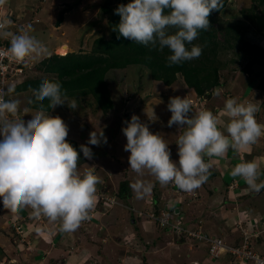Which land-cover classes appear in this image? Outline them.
Returning <instances> with one entry per match:
<instances>
[{
    "label": "clouds",
    "instance_id": "1",
    "mask_svg": "<svg viewBox=\"0 0 264 264\" xmlns=\"http://www.w3.org/2000/svg\"><path fill=\"white\" fill-rule=\"evenodd\" d=\"M6 4L9 5V0H0V7ZM222 7V0H132L115 10L121 20L114 30L118 31V38L122 36L146 47H158L160 51L167 48L171 54L166 66L172 67L202 55L201 46L193 45L189 50L186 45L198 39L201 31L210 28L211 12L220 11ZM17 25L15 19L0 20V39L10 40V46L0 55H5L11 63L27 66L43 57L46 48L26 28L21 29L19 25L17 28ZM170 29L175 30L174 34H170ZM31 69L30 65L25 74L12 78L8 84L26 77ZM15 85L8 86L6 100L4 94H0V203L12 214L30 207L34 217L43 215L52 222L59 221L60 231L72 233L87 218L94 201L98 202L95 193L100 178L92 170L81 174L79 152L66 139L69 135L67 124L59 116L46 115L43 101L48 100L50 109L65 104L74 109L76 104L68 101L59 82L45 80L38 89H30L37 105L36 114L27 122L17 120L20 101L7 99L15 91ZM202 107V103H197L198 112L193 113L187 97L169 99L167 109L171 117L167 126L183 129L176 141L178 164L171 159L164 139L153 134L138 116L133 115L130 122L124 121L127 125L122 128L127 139L124 151L130 152V169L138 176L147 171L161 186L172 184L191 192L207 180L214 158H223L230 148L237 153L248 150L264 136V124L256 120L259 108L255 103L228 98L218 115L201 110ZM222 116L228 118L223 131L218 127ZM101 140L107 144L103 132L93 131L87 144L99 147ZM80 151L87 160L93 158L92 149L87 145H80ZM205 157L209 158L207 162ZM231 176L243 179L252 191L264 189V181L257 182L259 165L256 160L238 163L231 170ZM151 187L141 180L130 184L138 199L150 192ZM20 244L25 246L26 243Z\"/></svg>",
    "mask_w": 264,
    "mask_h": 264
},
{
    "label": "rangeland",
    "instance_id": "2",
    "mask_svg": "<svg viewBox=\"0 0 264 264\" xmlns=\"http://www.w3.org/2000/svg\"><path fill=\"white\" fill-rule=\"evenodd\" d=\"M27 1H29V3H27ZM106 2L107 0H9V5L6 4L0 7V14L2 11H7L5 13L6 19L10 21L15 19L18 25L27 24L26 30L46 48L45 55L38 59V61H40L48 57V55L51 56L53 54L66 55L69 52L89 53L97 38L102 36L109 37L111 35L109 24L110 16L103 11V5ZM115 3L116 1L113 2L112 7H114ZM20 5L21 7H19ZM27 5H29L30 8H28ZM32 5H41L43 9L37 10V8H33ZM29 9H33V12H29ZM252 12H260V8L256 5L254 0H228L226 8L222 10L215 24L209 29L214 30V33L218 36V42L224 43L225 48H227L225 38L229 36L226 31L230 28L229 26L231 23L244 21L243 15ZM13 15L14 19L12 18ZM61 15L64 16L65 20L60 27H57L56 23ZM36 19H39V21ZM32 22H34V24L30 27ZM16 32H18V30H16ZM246 39L250 44L254 46L258 45L262 50L255 53L254 64L250 67L253 69V76H249L244 70L248 68V63L250 64L251 62L240 60L235 56L237 47L235 49L230 48L226 52L225 48L219 49L222 50L220 53H222L223 60L219 73L222 86L216 87V91L211 93V95H214L211 99L205 98V100L200 101L193 91L185 86L182 79H178L171 86H166L162 82L153 80L150 73L146 70L143 75L139 76L137 67L132 66L124 70H117L119 74L116 71H111L107 76L108 79L112 81L111 95L115 103V110L111 111L109 114L104 115L97 102L91 96L86 98L87 103L85 106L79 105L73 99H68L69 102H75L76 108L71 109L65 104L63 106H57L56 109L49 114L45 113L52 117L59 116L62 118L69 128L68 138L74 139L81 145H87L92 149L93 158L88 159L89 161L87 160V164L82 168L83 170L80 169V172L83 174V172L92 170L94 174L100 178V183L96 185L97 193H99L101 197L105 196V198L114 197L117 203H119V207L112 205L107 206L104 204V207L109 212L106 222L108 225L113 226V232H120L122 234V232L129 229L135 231V240L132 238L133 235L131 232L129 235H125V238L128 239V241L126 239V243H121V245H119L120 242H118V238L106 243L103 251L107 255V257H105V262L107 264H113V261L116 260L119 261V257L123 255L124 249L129 250L130 253L136 254L135 264H154V262L169 264L165 255L166 250L163 254H154L155 250L148 252L149 249L146 248L149 240L154 243L156 239L163 238L165 232L164 229L157 227L154 220L146 216V213L151 212L153 209L152 204L153 199L156 198L154 191L156 186L161 191L160 204L162 208H165L166 205L171 208H180L182 212L181 215L174 217L175 220L183 219L184 226L187 230H201L211 237L219 236L226 242L230 239L228 236L230 233L239 234V232L236 231V227L231 225L227 226L225 229V232L228 233L227 235L224 233L220 234L218 230L220 227V217L211 211V209L220 210L222 215H227L223 208L222 210L221 208L217 209V207L233 210L234 208L223 204L224 198L228 201L231 197V192L224 190L222 195L220 191L215 190L213 187L214 191L217 193L216 195L219 197L215 200V203H213L207 200L209 197L212 198L213 196H211L207 190L208 184L206 187L202 184L198 189L191 192L181 191V193H178L177 191H170L167 186H161L147 171H145L143 176H138L130 169L128 163L130 152L124 151L127 139L123 135L122 128L126 125L124 123L126 119L130 122L133 115L138 116L142 123L148 125L149 130L153 134H159L164 139L171 152V159L178 164L179 156L177 154L178 145L176 141L178 136L182 134L183 129H180V127L176 125L171 128L167 126L171 117V112L167 109L169 99L176 96L181 98L187 97L192 103L193 113H196L198 112L196 109L197 103H202V105L205 104L207 109L215 108L216 106H222L223 109V103L225 102L221 96L227 94L231 86H233L231 91H233V89L238 90L239 88L240 91H243V89L253 86L254 89L256 84L251 86V80L257 78L256 75L258 74H260V77L264 75V39L252 30L249 32ZM65 42L69 44L71 50H69L66 44H63ZM240 45L241 44L238 46ZM63 46L68 48L67 53L63 51ZM55 48L59 49L55 50ZM30 65L32 69L27 76H35L41 72V66L38 65V67L34 69V63H30ZM27 76L23 77L20 79L21 81L19 80L18 82H22ZM140 80L142 90L138 91L137 84H140ZM116 81L117 85L114 84ZM17 97H20L19 109L21 112L15 119L20 117V120L27 122L36 114L35 110L27 109L30 93L13 96V98L7 96V99H17ZM263 100L264 98L262 96L261 101ZM143 103L145 104L141 106ZM22 112L23 115L21 114ZM219 112L221 111L219 110ZM261 114L263 117H259L258 119L259 122L263 121L264 123V108H262V112L259 115ZM93 131H96L98 134L103 132V136L107 138V144H104L103 140H101V145L99 147L87 144L90 133ZM137 180H141L145 184H151V191L145 194L143 198L138 199L129 186V193H127L129 197L125 196L127 198L124 199L116 197L121 183L124 181H131V183H134ZM208 182L210 181H207V183ZM226 182H229V180H226ZM188 193H191V195L189 196ZM262 197L263 198H260L258 200L259 202L256 204L257 208L252 212L247 210L243 211L240 207L239 214H234L233 217L237 218V221L240 219L242 224L246 227L253 224L255 228L256 225L261 228L260 231H255L256 236L253 237L252 244L254 251H258L264 255V195H262ZM200 199L204 202L201 201V204L195 207ZM100 201L101 200H98V202L97 200L94 201V207L89 211L87 218L83 220V227L90 231L89 235L92 239L102 243L101 241H103V239L98 240L96 232L101 229L99 222L107 213L104 215V210L102 209L103 211H100L98 209V206L101 204L99 203ZM229 202H233L232 199ZM239 204L241 203L239 202ZM196 213H204V217H197L196 224L192 225L191 223L195 221V219L192 218ZM232 214L233 213H229L230 216H232ZM118 215L120 218L117 217ZM130 215H134V218L138 219L136 225L133 219L131 220ZM123 216H125V218ZM108 221L110 223H108ZM201 222L202 225H200ZM199 225L204 230L199 227ZM42 229L44 230V227H42ZM172 232L173 229H169V233L178 239L176 241H180L179 235L176 232L172 234ZM259 232L262 233L260 234ZM151 242L148 243L149 246H151ZM201 244L198 251L200 250V253H206L207 246L203 243ZM162 246L165 247L166 243ZM140 247H144L141 249V252L138 251ZM130 253L128 255H130ZM142 254L145 256L142 257ZM194 254L195 252L191 256L194 257ZM206 256L208 257L207 253ZM208 259L209 260H205L207 262L205 264H239L237 261L229 258V256H224L217 260H213L209 257Z\"/></svg>",
    "mask_w": 264,
    "mask_h": 264
},
{
    "label": "trees",
    "instance_id": "3",
    "mask_svg": "<svg viewBox=\"0 0 264 264\" xmlns=\"http://www.w3.org/2000/svg\"><path fill=\"white\" fill-rule=\"evenodd\" d=\"M114 1H116V3L114 4V7H112ZM254 1L260 8V12L245 13L243 15L244 21L231 23L229 26L230 28L226 31L229 36L225 38L227 48H225L224 43L218 42V36L214 33V30L208 29L207 31H201L198 39L194 40L192 44H187L186 47L190 50L193 45H199L203 48L202 55L198 59L186 61L180 65L167 67V57L171 54L167 48L160 51L158 47L154 48L151 45L146 47L125 39L122 36L118 38L119 33L114 29H116L120 23L121 17L116 14L115 10L121 4L127 5L128 3H131L132 0H107V2L103 5V11L105 14L110 16L109 24L111 28V35L109 37L102 36L97 38L96 41H94L89 53L72 52L65 56L53 54L43 60L33 61L34 69H36L39 65L42 68L41 72L35 76H27L24 81L17 83V85H15V91L12 95L30 93L27 108L29 110L37 111L35 98L30 89H38L41 83L45 80L55 81L62 85V91L66 92L68 99H73L79 105L85 106L87 103L86 98L91 96L97 102L102 113L107 115L111 111L115 110V103L111 95L112 81H110L107 77L109 72H117V70H124L134 66L137 67L139 76L143 75L146 70L150 73L153 80L162 82L166 86H171L178 79H182L185 86L192 90L196 97H198L201 101L205 100V98L210 99L212 97L211 93L216 91V87L222 86L219 73L223 60L222 53H220L222 50L219 49L225 48L226 52L230 48L235 49L237 47L235 56H237L240 60L250 61L251 63H248V68L244 70L249 76H253L254 74L253 69L250 67L254 64L255 53L262 50L258 45L254 46L250 44L246 37L252 30L264 39V0ZM222 3L223 7L220 11L213 10L210 14L208 18L210 27L215 24L219 14L226 8L228 0H222ZM32 7L37 8V10L43 9L41 5L39 7L37 5H32ZM29 12H33V9H29ZM64 20V16L61 15L57 20V27H60ZM33 24L34 22L30 24V27ZM19 26L21 29H27V24ZM169 31L170 34H174L175 32L174 29H170ZM239 44L241 45L238 46ZM23 68L26 70L30 69L28 65ZM117 73L119 74V72ZM258 75H256L257 78H253L251 80L250 83H253L251 86L256 84V88L264 92V75L261 77L260 74ZM139 82L140 84H137V90L141 91V80ZM10 84L11 82L7 84V88ZM114 84L117 85V81ZM30 101H32V103H30ZM43 103L46 109L45 113L49 114L54 110L47 107L49 103L47 99L43 101ZM144 104L145 103L141 106ZM261 107L264 108V100ZM126 121L129 120L126 119ZM126 126L127 125H125V127ZM66 139L67 142H69L79 152L78 167L83 170L82 168H84L87 164V159L80 151V144L74 139L68 137ZM130 184H132L131 181H124L121 183L116 197L119 199L129 197L127 193H129ZM167 188L170 190L168 185ZM263 190L264 189H262L261 192ZM154 191L156 198L153 199L152 211L156 217H159L160 211L162 210V206L160 204L161 191L157 186ZM177 208L172 207L169 211V214L172 216L173 223H176L177 221L175 220V217H177V215H175V210ZM99 210L103 211L104 214L107 213L104 203H101ZM181 213L182 212H180L178 216H180ZM131 218L137 220V218H134V215H132ZM154 222H156L158 228H162L165 231L169 229L168 227H162L158 220H154ZM181 226L185 228L183 219L181 220ZM228 236L230 237L229 242L233 246L238 247L241 245V236L238 233H230ZM179 237L181 241L187 240L184 235H180ZM197 243L198 246L201 245L200 242ZM206 253L209 255L208 246Z\"/></svg>",
    "mask_w": 264,
    "mask_h": 264
},
{
    "label": "crops",
    "instance_id": "4",
    "mask_svg": "<svg viewBox=\"0 0 264 264\" xmlns=\"http://www.w3.org/2000/svg\"><path fill=\"white\" fill-rule=\"evenodd\" d=\"M27 3H29V1H27ZM63 44H67L69 50H71L67 42ZM58 49L59 48H55V50ZM16 82H11L10 85H15L17 84ZM253 87L247 89L245 88L243 89V91H240V88L238 90L233 89V91H231L233 88V86H231L227 91V94H224L225 97L222 95L221 98L224 99V102L228 98H238V100H247L257 104L259 111L256 113V120L258 123L264 124L263 121H261V123L258 119L259 117H263L262 114H259L262 112L261 104L263 101H261V98L262 96L264 98V92L258 90L256 88V85L254 89ZM13 96L20 95L13 94L9 97L13 98ZM213 96L214 95H212V97ZM217 98L221 99L219 97ZM17 99L19 100L20 97H17ZM202 106L203 110L212 111L214 114L217 115L220 113L219 110H222V106H216L215 108L209 109L206 108L205 104H203ZM21 114L23 115V112ZM219 118L221 120V123L220 125H218V127L223 131L225 130L228 118L226 116H222ZM17 120H20V117L17 118ZM225 135H227L226 131ZM208 159L209 158L205 157L206 162L208 161ZM252 160H256L259 165V180L257 182L259 183L264 181V136H262L259 141L248 150L237 153L230 148L223 158H214V163L212 165V168L210 169V174L208 175L207 180L203 183V186L205 187L208 184L207 190L211 196L213 195L212 198L209 197L207 199L208 202L215 203V200L219 198L216 195L217 193L216 191H214V188L215 190L220 191L222 195L224 190H227L228 192L232 193L228 201L226 200V198H224L223 204L234 208L233 210H229L219 206L217 207V209L223 208L225 214L227 215H222L220 210L211 209L214 214L220 217V227L218 228L220 234H228L227 232H225V229L229 225L234 226V224L237 222V218L233 217V215H238L239 210L241 208L243 211L247 210L252 212L254 209L257 208L256 204L259 202L258 200L260 198H263L262 195H264V190L262 192L252 191L249 189L248 185L243 179L239 177L233 178L231 176V170L238 163ZM226 180H229V182H226ZM207 181L210 182L207 183ZM188 195L190 196L191 193H188ZM231 199L233 202H229L231 201ZM201 201L202 200L200 199V201L195 205V207L201 204ZM239 202L241 204H239ZM229 213H233L232 216H230ZM203 215L204 213H196L195 215H193L192 219H195V221L191 224H196V218H202L204 217ZM108 216L109 213H107V215L102 218V220L99 222L101 225V229L96 232V237L98 238V240L103 239V241H101L102 243H100L99 241L96 242L94 239H92V237L89 235L90 231H88V229L86 230L83 227V222L80 223L81 225L74 232L65 233L60 231L59 221L52 222L45 216L44 225L39 226L40 224H38V222L33 217L32 209L30 207L22 208L18 213L12 214L10 212H6L3 208L2 203H0V264H107L105 262V257H107V255L103 251V248L106 246V243L108 241H113L118 238V242H120L119 245H121V243H126L128 241V239L125 238V235H129V233L131 232L133 235L132 238L135 240V231L133 229H129L125 232H122V234L120 232L114 233L113 226L108 225L106 222ZM117 217L120 218L119 215ZM123 217L125 218V216ZM137 220L133 219L135 225L138 222ZM108 223L110 222L108 221ZM200 225H202V222L200 223ZM200 225L199 227H201ZM15 226L21 227V230H23V234L20 236L25 238L24 240L26 242V246L17 243V238L20 239L21 237L18 236V234L16 233L14 229ZM44 226L47 228V230L45 228L44 230L42 229V227ZM256 226V231H260L261 228L258 227V225ZM173 232L172 234H174ZM259 233L261 234L262 232ZM176 240L178 239L171 235V233H169V229H167V231L164 232L163 238L156 239L154 243L149 240V242H151L152 244L151 246H147V248L149 249L148 252L155 250L154 254H163V252L166 250L165 255L169 264H205L207 263L205 260H209L208 257L211 258L208 254L207 257L206 253H200V250L198 251L199 246L197 242L190 240L181 241V239L180 241ZM149 242H147V244ZM165 243L166 246H162ZM142 248L140 247L138 251L141 252ZM194 252V257H192L191 255ZM129 253V250L124 249L123 255L119 257L120 260L113 261V264H135L136 254L130 253V255H128ZM143 256L145 255L142 254V257ZM154 264L161 263L154 262Z\"/></svg>",
    "mask_w": 264,
    "mask_h": 264
},
{
    "label": "built area",
    "instance_id": "5",
    "mask_svg": "<svg viewBox=\"0 0 264 264\" xmlns=\"http://www.w3.org/2000/svg\"><path fill=\"white\" fill-rule=\"evenodd\" d=\"M6 12L7 11L1 12L0 20L6 19ZM9 46L10 40L0 39V52H5ZM30 63L28 64L29 67ZM23 67L26 66L20 63H11L5 55H0V94H4L5 100L8 82L12 78L19 77L25 74L26 69H24ZM168 187L172 192L177 191L178 193H181L182 191L172 184H169ZM95 197H98L97 199L101 200L107 206H115L118 204L117 200L114 197H101V195L97 193V191L95 193ZM170 210L171 207L166 205V207L162 208V210L160 211L159 217H156L153 211L147 212L146 216H148V218L151 220H158L162 227H168L170 230L173 229V231L176 232L179 236L184 235L189 240L204 243L208 246L209 256L214 260L220 259L224 256H229V258H232L239 264H264V255L254 251L253 248L252 240L254 239L253 237L256 236V228L253 224L246 227L242 224V221H240V219H238V221L234 224V226L236 227V231L241 234V245L236 247L232 244L227 243L222 238L211 237L206 233H203L201 230L189 231L181 226V220H177L176 223H173L172 216L169 214ZM34 218L38 222V224H44L43 215H41L39 218ZM14 229L19 236L23 234V230H21V227L15 226ZM24 239L25 238L21 237L18 241L20 243H26Z\"/></svg>",
    "mask_w": 264,
    "mask_h": 264
},
{
    "label": "water",
    "instance_id": "6",
    "mask_svg": "<svg viewBox=\"0 0 264 264\" xmlns=\"http://www.w3.org/2000/svg\"><path fill=\"white\" fill-rule=\"evenodd\" d=\"M180 212H181V209H180V208H177V209L175 210V215H179ZM192 264H198V263H192Z\"/></svg>",
    "mask_w": 264,
    "mask_h": 264
},
{
    "label": "bare ground",
    "instance_id": "7",
    "mask_svg": "<svg viewBox=\"0 0 264 264\" xmlns=\"http://www.w3.org/2000/svg\"><path fill=\"white\" fill-rule=\"evenodd\" d=\"M62 49H63V51H64L65 53H67V51H68V48H67V47L63 46ZM64 52H62V53H64ZM67 54H68V53H67ZM67 54H66V55H67Z\"/></svg>",
    "mask_w": 264,
    "mask_h": 264
}]
</instances>
